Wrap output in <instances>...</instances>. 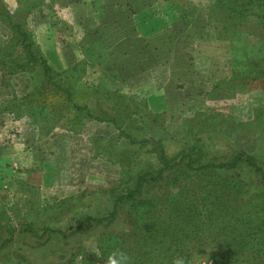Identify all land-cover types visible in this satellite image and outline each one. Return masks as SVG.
<instances>
[{
	"label": "rangeland",
	"instance_id": "1",
	"mask_svg": "<svg viewBox=\"0 0 264 264\" xmlns=\"http://www.w3.org/2000/svg\"><path fill=\"white\" fill-rule=\"evenodd\" d=\"M115 1H122L124 7L130 8L133 16H128L130 20L126 11L104 13L95 6ZM175 1L184 10L182 19L181 11L173 9L167 0H80L76 6V9L80 6V11L75 10L76 19L71 24L61 21L59 11L52 10L44 0L43 11L37 6L28 13L27 25L32 37L55 70L63 71L78 61L83 62L84 73L81 76L78 69L76 76L90 85L99 81L109 89L136 96L146 102L149 113H132L129 105L126 106L129 111L121 113L123 105L115 102L121 100L100 93L94 98L74 96L76 104L90 108L92 116H86L85 110H74L62 94L45 85L37 99L48 108L37 110L40 117L36 123L25 117L18 128V141L30 147L32 155L18 168L21 174L13 179L12 188L0 186V211L7 207L8 215L7 219L0 215V225L7 222L19 228L30 223L37 232L45 224L61 226L64 230L75 227L76 221L69 224V212H79L68 203L69 211L66 205H56L83 188L102 190L84 206L86 211L104 212L110 207L111 193L116 186L121 189L117 154L128 144L112 123L94 117L105 120L117 115L122 127L128 128L136 139L159 140L168 158L197 145L202 149L203 161H223L244 151L254 156L264 169V66L256 74L247 72L245 64L248 58L256 64L264 60V0H230L235 5L248 4L249 8L238 16L234 25L231 20H225L228 26L223 38L216 37L207 9L212 3L220 6L229 0ZM2 2L9 10L15 9L9 7L10 1ZM91 6L94 9L88 19L86 12ZM38 10L48 15L42 22L36 15ZM81 36L83 57L79 58L74 39ZM6 39L8 31L0 21V42ZM64 44L67 49L70 47L66 60L69 63L53 51L54 45L60 51ZM11 77L17 88L9 95L16 93L21 97L31 91L24 74L15 73L8 77L10 81ZM69 117L79 119L78 133L62 129L58 124V120ZM147 148L151 151L146 152ZM133 149L128 147V151ZM138 153L141 156L137 154L135 160H129L133 170L160 167L159 150H152L149 145ZM2 170L7 175L5 178L15 175L14 169ZM129 171L125 173L132 176L133 172ZM240 172L242 179L237 175ZM224 173L230 182L220 183L217 179L215 184L225 188L221 198L224 202L235 200L230 203L235 215L264 205V181L258 180L251 170L240 167ZM172 178L178 181L179 177L172 174L153 188L158 197L168 193ZM193 182H197L196 177ZM246 191L250 195L239 199V193ZM251 198L256 202L253 206L249 202ZM156 209L168 222L170 213L167 214L165 206L160 204ZM124 216V213L118 216L114 227L120 226ZM97 231L91 229L85 235L69 239L53 236L48 240L45 236L36 241L29 235L13 238L5 249L9 253L2 256L1 262L79 264L83 248L95 264H104L95 242ZM5 237V230L0 231V240ZM196 264L218 263L206 257Z\"/></svg>",
	"mask_w": 264,
	"mask_h": 264
},
{
	"label": "trees",
	"instance_id": "2",
	"mask_svg": "<svg viewBox=\"0 0 264 264\" xmlns=\"http://www.w3.org/2000/svg\"><path fill=\"white\" fill-rule=\"evenodd\" d=\"M167 1L173 9L181 11L179 12L182 19L184 10L178 2ZM42 5L43 0H20L17 8L9 10L0 0V21L8 31V39L0 42L1 84L10 86L8 77L20 73L27 77L31 86V91L23 96L13 94V97L7 100L15 101L13 106L16 108L12 109V112L16 121L21 122V118L30 117L34 123L37 122L36 119L40 117L37 110L48 108V105L37 99L45 85L49 89L51 86L54 92L62 94L74 110H85L86 116H92L90 108L76 104L74 96L94 98L100 93L121 100L115 101L123 105L121 113L129 111L126 109L127 105L133 108L130 110L132 113L136 111L149 113L146 102L136 96L109 89L99 81L90 85L76 76L75 72L78 69L81 76L84 73L83 62L78 61L63 71L54 69L33 39L27 25L28 13ZM247 5H235L229 0L225 5L219 6L216 2L208 7V18L213 21L216 37L223 38L225 27L228 26L225 20H231V24L234 25L238 16L248 11ZM245 64L248 66L247 72L257 74L259 70H263L264 60L256 64V61L248 58ZM94 118L112 123L128 144L119 150V155L117 154L121 189L118 190L119 186H116L117 189L115 188L111 193L113 195L109 200L110 207L104 212L96 209L86 211L84 206L96 199L102 190L83 188L78 194L71 195L56 205L58 207L63 204L67 207L66 203H68L79 212H69V224L76 221L75 227L64 230L61 226L45 224L41 231L37 232L30 223H25L19 228L7 222L2 223L0 231L5 230L6 237L0 240V264H3L2 256L6 254L5 249L13 238L22 239L29 235L36 241L45 236L48 240L53 236L69 239L77 235H85L91 229H98L95 242L100 261L104 264H107L108 257L113 254L119 258H126L123 264H193L194 262L196 264L197 260L206 257H212L218 264H264V205L235 215L230 205L235 200L229 202L226 199L224 202L221 198L226 192L225 188L215 184L217 179L221 180L217 182L229 183L226 176H223L224 172L240 167L248 168L258 180L264 181V169L254 156L238 151L227 160L203 161L202 149L192 145L187 151H181L177 157L168 158L159 140L142 137L136 139L128 128L122 127L116 119L117 115L105 120L101 117ZM78 120L76 117H69L58 120V124L62 129L78 133L80 130ZM16 133L18 134V130ZM149 145L152 150H159L157 154L158 157L161 154L160 167L148 166L133 170L129 160H135L137 154L141 156V153H138L139 149ZM128 147L134 149L128 151ZM150 151L147 148L146 152ZM127 169L134 175L126 174ZM172 174L179 177L178 181L172 178L167 189L169 194L164 193L162 198L158 197L153 188ZM237 175L240 179L241 172ZM206 176H208L207 180L204 179ZM195 177L196 183L193 182ZM184 186H189L191 190L187 191ZM239 195L241 199L250 195V191ZM4 201L8 202L2 200V203ZM249 202L252 206L256 204L253 203L252 198ZM160 204L165 206L168 215L170 213L168 222L157 213L159 211L156 207ZM67 208L69 211L70 208ZM5 209L1 208L0 211L3 219L8 218ZM122 213L125 216L120 220V226L117 224L119 227H114L115 222L119 220L118 216ZM192 245L195 247L190 250ZM80 251L83 254L79 264H95L83 248Z\"/></svg>",
	"mask_w": 264,
	"mask_h": 264
},
{
	"label": "crops",
	"instance_id": "3",
	"mask_svg": "<svg viewBox=\"0 0 264 264\" xmlns=\"http://www.w3.org/2000/svg\"><path fill=\"white\" fill-rule=\"evenodd\" d=\"M8 1H10V3L12 4L11 5L9 3L10 4L9 7H12L13 9L17 8L19 6V3H20V0H8ZM44 2L46 3V5H49L52 8V10L59 11V17L58 18L61 21H63L65 24H71V21L72 22H73V20L75 21V19H76L75 10L80 11V9H79L80 6L76 9L77 3H79L80 0H44ZM92 3H94V2H92ZM95 6L97 9L104 10L105 11L104 13H106V11L109 12V11H114V10H117L118 12H125L126 11V14H127L126 18L128 20H130V17H128V16H132L129 12L130 8L124 7V4L122 1H119V2L115 1V2H112L111 4H107L106 2H103V3H98ZM34 9H36V8H34ZM34 9H33V11H34ZM93 9L94 8L92 6L88 7L87 11H89V12H86V14L89 15L87 17L88 19L90 18ZM40 10L43 11L44 7H41ZM40 10L36 11V12H38V13H36V15L40 19V21L42 22L45 18L48 17V15H46V13H44ZM122 10H124V11H122ZM30 13H32V11ZM67 13H68V15H67ZM96 14L99 16L98 11H96ZM79 18H80V20H82L81 19V18H83L82 14L79 16ZM83 22L84 21H82L81 23H83ZM129 25H130V23H129ZM77 34L78 33L76 32V35ZM82 37L83 36L76 37L74 39V42L76 41L75 44L77 46V52L79 53V58L83 57V54H82V46H83ZM57 46L58 45H56V46L54 45L53 51L56 52L57 55L60 56L62 59H64V61H66L68 58V51H70L69 50L70 47H69V49H67L66 44L60 46L59 50L62 52V55H61L60 51H58V49H57ZM69 62H71V61H66V63H69ZM9 82H10V86H3L1 84V78H0V186H1V184H5V185H9L8 188H12L14 186L13 179L17 178V175L21 174V171H19L18 168L22 167V163L24 162V160L28 159L29 155H32V151H30V149H31L30 147L28 149L23 145V143L21 144L18 141V135L16 132L19 128L20 120L16 121L14 113L12 112V109L16 108V106H13V103L15 101H7L13 97L9 94L12 93L13 92L12 90L16 89L17 86L13 82L12 77H11V81L9 79ZM25 82L26 83L28 82L27 77L25 78ZM138 88H141V87H138ZM7 90L9 92H7ZM22 120H23V118H21V122H22ZM20 152L22 154H24V155L21 154V158H19V156H18V154ZM25 155H28V156L24 159ZM4 168H6V169L10 168L11 171H13V169H14L15 175L14 176L8 175V178H5L4 176L6 175V173H4L2 170ZM11 190H13V189H11Z\"/></svg>",
	"mask_w": 264,
	"mask_h": 264
},
{
	"label": "clouds",
	"instance_id": "4",
	"mask_svg": "<svg viewBox=\"0 0 264 264\" xmlns=\"http://www.w3.org/2000/svg\"><path fill=\"white\" fill-rule=\"evenodd\" d=\"M126 258H119L115 254L108 257L107 264H123V260Z\"/></svg>",
	"mask_w": 264,
	"mask_h": 264
}]
</instances>
